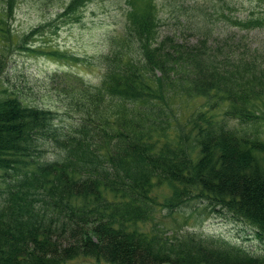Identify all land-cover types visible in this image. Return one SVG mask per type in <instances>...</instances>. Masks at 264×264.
Returning <instances> with one entry per match:
<instances>
[{
  "label": "trees",
  "instance_id": "trees-1",
  "mask_svg": "<svg viewBox=\"0 0 264 264\" xmlns=\"http://www.w3.org/2000/svg\"><path fill=\"white\" fill-rule=\"evenodd\" d=\"M13 3L0 0L2 32ZM160 22L151 12L109 38L96 85L48 76L65 122L29 100L31 86L4 85L0 55V264H264V247L154 220L197 198L264 238V50L220 43L205 25L190 26L193 43L155 37ZM177 93L209 111L183 128Z\"/></svg>",
  "mask_w": 264,
  "mask_h": 264
},
{
  "label": "rangeland",
  "instance_id": "rangeland-1",
  "mask_svg": "<svg viewBox=\"0 0 264 264\" xmlns=\"http://www.w3.org/2000/svg\"><path fill=\"white\" fill-rule=\"evenodd\" d=\"M72 2L14 0L12 13L4 22L8 33L0 31V55L5 60L2 75L4 85L9 88H19L21 84L31 86L33 94L29 100L58 110L61 122L69 119L51 89L48 76L54 73L69 74L98 84L104 72L99 57L108 51L109 38L121 37L129 22L132 24L136 20L141 24L151 12L158 14L161 19L156 27L154 23L151 25L150 31L155 28V37L157 32L161 35L174 32L193 43L198 34L192 33L194 29L190 26L205 25L212 31L213 39L220 43L226 40L227 45H239L243 50L245 47L253 51L264 50V0ZM247 18L260 22L244 25L242 21ZM183 20H186L184 25ZM170 100L178 111L183 128L185 124L189 125V120L193 119L197 111H209L211 106L205 97L199 95L188 98L177 93ZM223 110L213 108L211 113L218 118ZM230 122L236 123L237 120L231 119ZM258 122V128L264 130V120ZM55 156L56 153H50L47 158ZM158 191L165 190L159 188ZM154 220L168 234L195 230L203 235L224 237L251 250L264 247V238L259 237L252 226L237 220L226 210L218 207L214 209L206 201H198L197 198L188 200L173 213L157 208ZM142 227L149 228V223L146 222ZM80 261L83 260L77 259L73 263Z\"/></svg>",
  "mask_w": 264,
  "mask_h": 264
}]
</instances>
